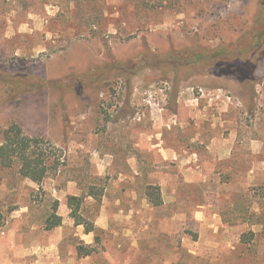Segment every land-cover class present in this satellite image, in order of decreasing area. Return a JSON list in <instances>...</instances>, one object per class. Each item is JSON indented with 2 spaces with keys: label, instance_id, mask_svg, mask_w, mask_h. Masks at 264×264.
Instances as JSON below:
<instances>
[{
  "label": "rangeland",
  "instance_id": "374dc122",
  "mask_svg": "<svg viewBox=\"0 0 264 264\" xmlns=\"http://www.w3.org/2000/svg\"><path fill=\"white\" fill-rule=\"evenodd\" d=\"M260 3L0 0V144L16 124L58 159L39 184L0 164V264H52L60 229L57 254L84 264H264V49L252 91L215 70L177 88L171 72L132 73L140 54L234 40ZM69 195L100 225L87 257L95 233L74 234ZM55 206L74 227L45 228Z\"/></svg>",
  "mask_w": 264,
  "mask_h": 264
},
{
  "label": "trees",
  "instance_id": "16d2710c",
  "mask_svg": "<svg viewBox=\"0 0 264 264\" xmlns=\"http://www.w3.org/2000/svg\"><path fill=\"white\" fill-rule=\"evenodd\" d=\"M264 49V4H259V10L253 20L251 28L242 32L232 41L221 43L212 48H207L194 40L188 46H184L173 53L156 55L140 54L136 59L137 65L132 69V73L137 72L142 66L159 69L173 74L174 88L180 77H187L192 71L215 70L223 74H233L239 84L245 90L252 91L257 83L255 72V60L253 56ZM122 67V64H118ZM119 67V68H120ZM126 74L131 69L122 67ZM176 90V89H175ZM53 150L44 141L36 138L31 139L22 134V130L16 124L10 125L5 131L3 142L0 144V164L10 166L13 161L18 160L19 172L24 177L40 183L50 168L58 167V159L55 157L51 161ZM49 161L53 162L49 165ZM93 194V193H92ZM91 195V193H90ZM145 195L152 205L158 206L162 203L160 189L157 186L149 185ZM83 204V197L69 195L67 205L70 209V216L74 218L76 225H83L84 232L95 233V245L79 244L77 253L79 256H88L98 250L97 243L99 236L97 228L92 221L83 219L79 210ZM57 207L47 219L45 228L52 229L61 225V216L56 213ZM249 238L244 240L248 242Z\"/></svg>",
  "mask_w": 264,
  "mask_h": 264
},
{
  "label": "crops",
  "instance_id": "0c3cea01",
  "mask_svg": "<svg viewBox=\"0 0 264 264\" xmlns=\"http://www.w3.org/2000/svg\"><path fill=\"white\" fill-rule=\"evenodd\" d=\"M157 145L159 146L160 155L162 156V158L164 160H167V158H172V159L177 158L176 152H173L172 149L167 148V147H162L160 144H157ZM65 224H71V226L74 227L73 223H70V221H66L65 219L62 220L61 225H59L58 227L62 228V226H64ZM95 226H100V225L96 222ZM72 230H73V228H72ZM75 231H76V233H74V234H79L81 239H84V238L89 239L90 236H92V234H93L92 232L85 233L83 226L80 224L75 226ZM55 232H56V234H58L57 239L55 238L54 240L49 242V246H46V245L43 246V248L46 250L49 248L47 251L52 250L54 252V254L56 253V257H54L52 264H75L76 262H78V264H84V262L82 261V258H80L81 261H77L74 258H71L70 256H61L60 253L57 254V250H56L57 245L60 242V240H62L64 238V235H63L61 229L58 231H55ZM86 242L90 243V241H86ZM85 257H87V256H85Z\"/></svg>",
  "mask_w": 264,
  "mask_h": 264
}]
</instances>
